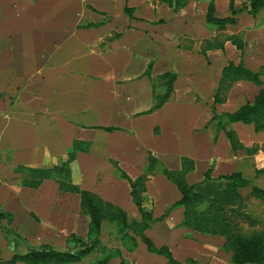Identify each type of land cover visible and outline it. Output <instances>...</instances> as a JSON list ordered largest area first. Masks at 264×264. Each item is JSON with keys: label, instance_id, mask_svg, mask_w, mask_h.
<instances>
[{"label": "crops", "instance_id": "0c3cea01", "mask_svg": "<svg viewBox=\"0 0 264 264\" xmlns=\"http://www.w3.org/2000/svg\"><path fill=\"white\" fill-rule=\"evenodd\" d=\"M124 4L132 7L130 15L122 10ZM206 4L187 0L172 10L162 0H0V209L10 214L9 219L0 216V256L23 252L27 243L64 248L69 232L86 237L89 217L78 211L76 192L60 191L53 178H43L35 187L21 185L12 166L54 163L73 139L88 144L76 150L79 186L120 206L127 220L137 219L138 212L129 183L117 169L135 177L143 171L148 151L168 169H178L181 156L191 158L193 168L185 179L193 182L194 176V186L205 194L223 182L220 174L236 169L248 185L264 186V171L254 172V154L232 152L221 130L213 138L204 126L213 112L230 111L249 100L247 90L254 92V83L236 79L232 88L244 89L212 103L222 57L238 61L241 55L251 69L264 63V21H257L259 12L252 16L241 10L234 22L224 24L226 33L241 35L240 48L229 39L222 48L201 47L216 31L205 22ZM214 13L227 15V0H214ZM95 20L101 22L84 25ZM165 71L175 73L174 84L155 106L164 90L160 74ZM188 109L195 116L176 117L175 111ZM232 125L244 145L252 142L241 128L244 124ZM257 141L264 147L262 136ZM145 188L153 220L143 232L154 245H167L174 258L188 264H196L190 259L232 264L222 237L180 224L181 207L173 205L180 194L160 169L146 178ZM5 224L7 237L2 233ZM114 226L113 221H101L100 242L119 248L124 264H165L137 235L128 249L112 235ZM120 256L105 264L113 258L120 264Z\"/></svg>", "mask_w": 264, "mask_h": 264}, {"label": "trees", "instance_id": "16d2710c", "mask_svg": "<svg viewBox=\"0 0 264 264\" xmlns=\"http://www.w3.org/2000/svg\"><path fill=\"white\" fill-rule=\"evenodd\" d=\"M162 1L170 9L175 10L183 6L187 0ZM227 7L229 10L227 15L217 16L214 13V0H207L204 13L205 22L223 26L226 22H234V15L241 10L255 15L261 7H264V0H245L239 7L234 6L233 0H227ZM131 9L132 7L127 4H124L122 8L128 15H130ZM232 42L235 43V41ZM235 46L240 48L241 40L236 41ZM148 71L149 64L145 73ZM160 76L163 78L164 90L157 95L155 106L168 96L175 73L165 71ZM221 78H228L230 83L236 79H245L259 85L251 101L245 99L230 111L213 112L208 119V124L214 122L212 126L215 132L219 130L223 132L232 152L239 149H243L245 152L252 151L251 146H245L237 139L234 129L227 126V123L239 121L241 124L250 125L254 131L264 130V85H261L264 83V63L260 64L257 69H251L245 66L241 59L236 62L228 59L221 68L219 79L221 80ZM212 97L216 100L215 93ZM214 136L215 134H213V138ZM87 145L82 140L73 139L71 147L59 153L54 163L50 161H46L44 164L35 162L14 168V170L20 171L19 184L21 185L35 187L43 178H53L57 182L59 190L76 192L79 211L89 217L86 237L69 233L65 238L68 246L64 248L49 243L35 245L27 243L25 251H14L8 258L0 257V264H14L15 262H19V264H58L82 259L84 260L82 264H105L111 256H120V249L105 246L100 242V223L103 219L114 222L116 228L112 235L119 238L128 249L135 245L134 236L137 235L148 251L161 254L165 258V264H188V261L181 262L174 258L167 245L163 243L158 246L154 245L143 232L153 220L150 202H148L149 196L145 191V180L152 175L156 164V158L152 152L146 153L144 170L133 178H130L122 169H117L119 175L129 183V195L138 212L137 219L127 220L125 211L120 206L102 198L93 191L79 187L76 150H85ZM192 168L193 160L187 156H181L178 169L161 168V172L174 184L180 194L178 199L173 202V205L181 207L180 224L199 233L222 237V246L229 250V259L232 264L247 261L264 264V227L246 232L240 223L241 217H245L250 222L253 221L248 211L245 210L247 194L264 202V186L252 184L247 188V193L243 195L242 189L248 185V180L241 175L240 170L236 169L220 174L223 182L209 194H205L195 190L194 183L186 181L185 173ZM208 171L209 167L203 172L204 178L208 177ZM263 171L264 166L256 165L255 174ZM2 215L10 218L8 212L0 209V216ZM7 230H9L7 224L2 226V233L6 237ZM126 242L129 243L126 244ZM94 249H99L103 255L92 261L84 259L85 254L88 255ZM120 261H122L121 256ZM189 261L198 264L193 259Z\"/></svg>", "mask_w": 264, "mask_h": 264}, {"label": "rangeland", "instance_id": "374dc122", "mask_svg": "<svg viewBox=\"0 0 264 264\" xmlns=\"http://www.w3.org/2000/svg\"><path fill=\"white\" fill-rule=\"evenodd\" d=\"M245 0H240V3H238V5H234V6H240L241 5V3L242 2H244ZM91 10H93L92 8H91ZM260 10V9H259ZM258 10V12H259V14L257 15V21H259V23H261V22H263L264 21V7H261V10L259 11ZM88 11H89V9H88ZM257 12V13H258ZM126 13V12H125ZM129 13H131V12H129ZM256 13V14H257ZM90 14H92V13H90ZM92 16V15H91ZM217 16H221V15H217ZM253 16V15H252ZM101 21H98V20H95L94 22H92V21H87L86 23H84V25L86 26V25H97L98 23H100ZM215 25V24H214ZM215 28H216V31H215V33L212 35V37H208V39H203L202 40V43H201V47H204V46H213V47H219V48H222V44H223V42L227 39H229L230 41L232 40V41H235V43H236V41H240L241 40V35L239 34V33H231V34H228V33H226L225 31H224V25L223 26H216L215 25ZM119 34L120 32H113V34ZM113 34L112 33H110V35L107 37V39H108V42H109V40H111V37L113 36ZM210 38V39H209ZM190 40V39H189ZM189 40H186L185 41V44L187 45L190 41ZM231 41V42H232ZM235 45V44H234ZM263 46L262 47H260L261 49H263L264 50V43L262 44ZM238 48V47H237ZM248 49H250V48H247V50ZM243 52V51H242ZM223 59H222V63H223V65L226 63V61L228 60V59H226V58H224V57H222ZM238 58L239 59H241V55H240V57L238 56ZM230 60V59H229ZM236 62V61H235ZM262 64V63H261ZM260 65V64H259ZM261 77H263V75H261ZM159 80H157L156 79V83L158 82ZM232 83L233 82H229V80H228V78H221V80L220 79H218V82H217V84H216V87H215V90H214V93L216 94V100H214L213 99V97H212V103H219L220 101H222V100H224V99H226V98H229L230 99V97H234V96H236L237 95V93L239 92V90H242V89H244V88H240L238 85H237V88H232ZM172 84H174V81H172L171 82V88H172ZM261 85H264V83H262ZM259 88V85H255V87H254V92L253 91H248L247 90V92H249L248 93V98H249V101H251L250 99H252V97H253V95L257 92V89ZM237 89H239V90H237ZM213 93V94H214ZM213 94H212V96H213ZM158 95V94H157ZM245 100V99H244ZM244 100H242V102L244 101ZM247 100V99H246ZM219 107V105L217 106V108ZM223 108V107H222ZM221 111H225V110H219V112H221ZM174 112V111H173ZM177 114H176V117H178L180 114H184L183 116L184 117H189V115H194L195 116V112H194V110H184V111H175ZM219 112H217V113H219ZM182 117V116H181ZM214 122L212 121L211 123H209V125H208V120H207V122L206 123H204V126H206L210 131H211V133L212 134H216V132H215V130L213 129V126H212V124H213ZM227 126H229V127H231V128H233L234 129V127H233V125H232V123H227ZM212 128V129H211ZM241 128L243 129V130H245V131H248V135L250 136L249 138L251 139V140H248V141H252V142H248L245 146H251V149H252V151H249V152H245L243 149H239V150H237V153L239 154H245V153H249V154H254V156L256 157V159L254 160L255 162H257V166L258 167H262V166H264V147L261 145V144H258V139H259V137L260 136H262V138L264 139V131H262V133H256V134H254V133H252V131H254V130H252V128H251V126L250 125H241ZM236 137H237V135H236ZM237 139H238V137H237ZM256 139V140H255ZM239 140V139H238ZM240 141V140H239ZM241 142V141H240ZM242 143V142H241ZM243 144V143H242ZM244 145V144H243ZM261 145V146H260ZM145 156H146V154L144 155V157H143V159H142V164H143V166L142 167H144V165H145V163H146V160H145ZM56 161V160H55ZM77 161V160H76ZM23 165H25V164H23ZM22 164H18V165H12L13 166V168H15L16 169V166L18 167V166H23ZM78 166V165H77ZM9 166H6V168H8ZM211 167V166H210ZM161 168L162 167H160L159 166V164H158V162H157V160H156V164H155V169L154 170H152L153 172H152V175L154 174V171L157 169V170H161ZM206 168V167H205ZM204 168V169H205ZM207 169V168H206ZM223 169H226V167H224V168H220V170H223ZM142 170H144V168H142ZM14 171H19V170H14ZM19 173H20V171H19ZM19 179H20V175H19V177H18ZM55 180V179H54ZM190 181H193V182H188V183H198V181L196 182L195 180H194V176H190ZM221 184V183H220ZM219 184V185H220ZM79 185V184H78ZM218 185V186H219ZM217 186V187H218ZM251 185L249 184V185H247L244 189H242V193H243V195L244 194H246L247 193V191H248V189L247 188H249ZM80 187V186H79ZM80 188H82V187H80ZM85 189V188H84ZM194 189L195 190H197L196 189V187L194 186ZM60 191H62V190H60ZM63 192V191H62ZM148 202H150L151 203V199L148 201ZM147 202V203H148ZM245 204H246V206H245V210L246 211H248V214L253 218V221H248L245 217H241V219H240V223H241V226H242V228H243V230L244 231H246V232H249V231H251V230H253V229H260V228H263L264 227V202L263 201H261L260 199H258V198H255V197H253L251 194H247V196H246V200H245ZM78 211H79V209H78ZM80 212V211H79ZM82 213V212H81ZM105 220V219H104ZM108 221V220H107ZM113 224H114V222H113ZM115 225V224H114ZM115 227V226H114ZM104 231H106V229L104 228ZM69 233H73V232H69ZM68 233V234H69ZM151 233H153L152 231H151ZM67 234V235H68ZM75 234V233H74ZM67 244V243H66ZM126 244H128V242H126ZM156 246H158V245H156ZM103 255V252L102 251H100L99 249L97 250V249H94V251L93 252H90V253H88V255H86L85 254V257H84V259H86V260H88V261H92V260H94V259H96V258H99V257H101ZM0 257H2V256H0ZM112 257V256H111ZM113 257H115V255H113ZM2 258H4V257H2ZM6 258H8V257H6ZM112 259V258H111ZM17 262H15L14 264H16ZM64 263V262H63ZM82 263H84V260H82L81 261V264ZM112 264H116V260L113 258V261L111 262ZM119 263L120 264H124V263H126V262H122V261H119ZM17 264H19V262L17 263ZM75 264H80V263H75Z\"/></svg>", "mask_w": 264, "mask_h": 264}]
</instances>
